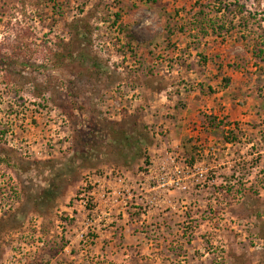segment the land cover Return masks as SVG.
<instances>
[{"label": "rangeland", "instance_id": "1", "mask_svg": "<svg viewBox=\"0 0 264 264\" xmlns=\"http://www.w3.org/2000/svg\"><path fill=\"white\" fill-rule=\"evenodd\" d=\"M0 264H264V0H0Z\"/></svg>", "mask_w": 264, "mask_h": 264}]
</instances>
